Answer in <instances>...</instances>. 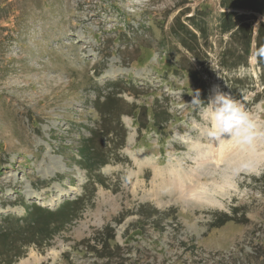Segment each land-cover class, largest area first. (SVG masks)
<instances>
[{"label":"rangeland","instance_id":"rangeland-1","mask_svg":"<svg viewBox=\"0 0 264 264\" xmlns=\"http://www.w3.org/2000/svg\"><path fill=\"white\" fill-rule=\"evenodd\" d=\"M223 12L254 23L246 66L220 64L234 47ZM178 16L198 37L186 46ZM263 23L221 0H0V227L81 200L71 224L14 264H264ZM217 91L256 121L251 143L204 135ZM111 92L121 115L94 140L106 164L89 171L79 149Z\"/></svg>","mask_w":264,"mask_h":264},{"label":"trees","instance_id":"trees-1","mask_svg":"<svg viewBox=\"0 0 264 264\" xmlns=\"http://www.w3.org/2000/svg\"><path fill=\"white\" fill-rule=\"evenodd\" d=\"M221 7L229 10H244L254 11L264 14V0H221ZM219 29L221 34H231V40L234 47L227 49L221 56L220 64L224 68L233 67L237 63L240 65H247L248 58L252 53V45L254 40V23H248V17L245 14L237 16L234 12H223L219 15ZM193 28L200 32L201 38L205 40L207 38L206 23L200 24L197 21V17H190L187 20ZM175 22L178 26V32L176 33L180 41L186 46L184 36L190 35L194 40L198 37L194 34L187 24L181 20V16L175 18ZM264 48V23L257 30L256 37V49L255 55L258 63L264 66V56L260 55V50ZM241 53L242 56H237ZM233 62H232V61ZM238 61V62H237ZM191 76L194 77V73L191 72ZM264 80V75H263ZM116 92H111L105 97L103 102H99L97 109L102 115L103 123L100 130L96 131L93 136L85 140L80 149L79 156L81 160L78 161L79 165L83 166L86 170L92 171L96 162L101 165L106 164V158L102 152H99V147L94 143L99 134L103 133L105 136L110 132L108 126L109 120L112 118L120 117V99L115 96ZM105 116L108 119H105ZM101 131V132H100ZM119 132L115 134V138H120L121 146L124 144L123 129L120 128ZM112 142L111 139H109ZM102 150V149H101ZM104 157V158H103ZM81 200L74 202H65L56 211H50L39 208L37 206L28 213V217L21 219V225L16 223H10L6 228L0 227V264H14L15 259L22 255V247L28 246L31 243L42 244L50 240L54 235L62 232L67 225L71 224L77 217V211L80 208ZM116 248L118 245L113 241Z\"/></svg>","mask_w":264,"mask_h":264},{"label":"clouds","instance_id":"clouds-1","mask_svg":"<svg viewBox=\"0 0 264 264\" xmlns=\"http://www.w3.org/2000/svg\"><path fill=\"white\" fill-rule=\"evenodd\" d=\"M260 55L264 56V48L260 50ZM191 104L198 108L205 104L200 99L199 91L193 95ZM204 113L208 122L204 135L209 140L216 143L222 142L225 138H234L241 143L253 141L257 123L231 94L217 91L209 98Z\"/></svg>","mask_w":264,"mask_h":264}]
</instances>
